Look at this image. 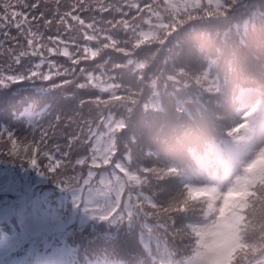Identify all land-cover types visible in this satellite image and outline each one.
<instances>
[{
	"label": "snow or ice",
	"instance_id": "1",
	"mask_svg": "<svg viewBox=\"0 0 264 264\" xmlns=\"http://www.w3.org/2000/svg\"><path fill=\"white\" fill-rule=\"evenodd\" d=\"M136 0H0V87L16 84L8 100H0V120L24 130V135L0 130V161L31 169L62 188L91 187L111 199L104 210L136 228L118 239L125 264H162L148 220L141 219L131 197L120 194L119 169L109 161L106 129L87 104L88 81L95 60L89 53L111 29L139 8ZM57 90L74 104L64 111L38 114L39 97L22 90ZM23 110V111H22ZM0 177L23 180L16 169H0ZM54 191V190H53ZM119 197V198H118Z\"/></svg>",
	"mask_w": 264,
	"mask_h": 264
},
{
	"label": "bare ground",
	"instance_id": "2",
	"mask_svg": "<svg viewBox=\"0 0 264 264\" xmlns=\"http://www.w3.org/2000/svg\"><path fill=\"white\" fill-rule=\"evenodd\" d=\"M196 16H198V15H196ZM190 21L199 22L200 20L195 19V20H190ZM188 33L197 34V32L195 30H193V29L189 30ZM206 43H208V42L206 40H204V39H200V41H199L200 45L201 44H206ZM166 63H167L168 66H170L171 69H175V70L178 69L177 65L170 58H169V60H167Z\"/></svg>",
	"mask_w": 264,
	"mask_h": 264
},
{
	"label": "trees",
	"instance_id": "3",
	"mask_svg": "<svg viewBox=\"0 0 264 264\" xmlns=\"http://www.w3.org/2000/svg\"><path fill=\"white\" fill-rule=\"evenodd\" d=\"M178 15H180V14H178ZM178 15H177V16H178Z\"/></svg>",
	"mask_w": 264,
	"mask_h": 264
}]
</instances>
